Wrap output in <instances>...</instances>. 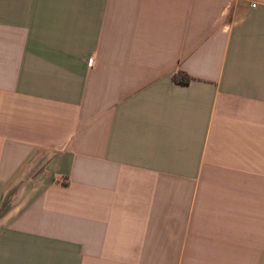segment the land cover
I'll return each mask as SVG.
<instances>
[{
    "label": "crops",
    "instance_id": "crops-1",
    "mask_svg": "<svg viewBox=\"0 0 264 264\" xmlns=\"http://www.w3.org/2000/svg\"><path fill=\"white\" fill-rule=\"evenodd\" d=\"M9 191L0 264H264V0H0Z\"/></svg>",
    "mask_w": 264,
    "mask_h": 264
},
{
    "label": "rangeland",
    "instance_id": "rangeland-1",
    "mask_svg": "<svg viewBox=\"0 0 264 264\" xmlns=\"http://www.w3.org/2000/svg\"><path fill=\"white\" fill-rule=\"evenodd\" d=\"M27 182H28V178L26 179L24 178L23 181L19 182L15 188L21 189L23 185L27 184ZM13 194H14V191H9L3 198V201L0 205V215L4 214V212L9 207V204L11 203V197L13 196Z\"/></svg>",
    "mask_w": 264,
    "mask_h": 264
},
{
    "label": "trees",
    "instance_id": "trees-1",
    "mask_svg": "<svg viewBox=\"0 0 264 264\" xmlns=\"http://www.w3.org/2000/svg\"><path fill=\"white\" fill-rule=\"evenodd\" d=\"M174 81L187 84L189 82V78L186 75L181 74V75L175 76Z\"/></svg>",
    "mask_w": 264,
    "mask_h": 264
}]
</instances>
